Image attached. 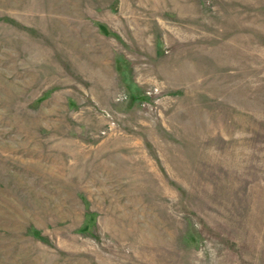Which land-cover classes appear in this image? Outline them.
Instances as JSON below:
<instances>
[{
  "label": "rangeland",
  "instance_id": "rangeland-1",
  "mask_svg": "<svg viewBox=\"0 0 264 264\" xmlns=\"http://www.w3.org/2000/svg\"><path fill=\"white\" fill-rule=\"evenodd\" d=\"M0 264H264V0H0Z\"/></svg>",
  "mask_w": 264,
  "mask_h": 264
}]
</instances>
